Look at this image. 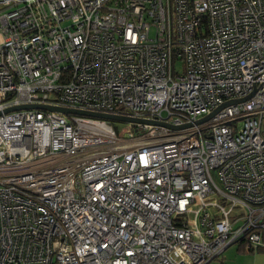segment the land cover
Here are the masks:
<instances>
[{
    "label": "built area",
    "instance_id": "1",
    "mask_svg": "<svg viewBox=\"0 0 264 264\" xmlns=\"http://www.w3.org/2000/svg\"><path fill=\"white\" fill-rule=\"evenodd\" d=\"M232 244L264 250V0H0V264Z\"/></svg>",
    "mask_w": 264,
    "mask_h": 264
},
{
    "label": "water",
    "instance_id": "2",
    "mask_svg": "<svg viewBox=\"0 0 264 264\" xmlns=\"http://www.w3.org/2000/svg\"><path fill=\"white\" fill-rule=\"evenodd\" d=\"M24 108H41V109L52 110V111H55V112H58V113H61L64 115L78 114V115L101 118V119H105L108 121H122V122H127V123H134V124H137V123L157 124V125H162V126H166V127H170V128H183V127L190 126V124H185V125H181V126L176 127V126H173V125L165 123V122L140 119V118H136V117H132V116H128V115L105 113V112H95V111H86V110H81V109H74V108H68V107H58V106L46 105V104L19 105V106L11 107L7 111L15 110V109H24ZM210 115L195 121V123L198 124V123L203 122L208 117H210Z\"/></svg>",
    "mask_w": 264,
    "mask_h": 264
},
{
    "label": "crops",
    "instance_id": "3",
    "mask_svg": "<svg viewBox=\"0 0 264 264\" xmlns=\"http://www.w3.org/2000/svg\"><path fill=\"white\" fill-rule=\"evenodd\" d=\"M229 264H264V250L247 251L238 246L237 253L229 260Z\"/></svg>",
    "mask_w": 264,
    "mask_h": 264
},
{
    "label": "rangeland",
    "instance_id": "4",
    "mask_svg": "<svg viewBox=\"0 0 264 264\" xmlns=\"http://www.w3.org/2000/svg\"><path fill=\"white\" fill-rule=\"evenodd\" d=\"M69 117V116H67ZM112 126L115 129L116 133L119 136L127 137L126 131L129 127V123L122 121H112ZM132 126H135L134 123H131ZM239 244L230 245L224 252L223 258L218 260H213L209 264H229V260L233 258V256L237 253V248Z\"/></svg>",
    "mask_w": 264,
    "mask_h": 264
},
{
    "label": "trees",
    "instance_id": "5",
    "mask_svg": "<svg viewBox=\"0 0 264 264\" xmlns=\"http://www.w3.org/2000/svg\"><path fill=\"white\" fill-rule=\"evenodd\" d=\"M112 123V121H110Z\"/></svg>",
    "mask_w": 264,
    "mask_h": 264
}]
</instances>
